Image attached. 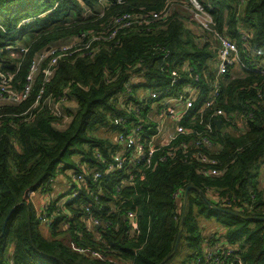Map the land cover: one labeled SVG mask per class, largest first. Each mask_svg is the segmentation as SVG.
Here are the masks:
<instances>
[{
	"label": "trees",
	"instance_id": "obj_1",
	"mask_svg": "<svg viewBox=\"0 0 264 264\" xmlns=\"http://www.w3.org/2000/svg\"><path fill=\"white\" fill-rule=\"evenodd\" d=\"M119 1L0 0V73L14 76L13 91H24L32 63L57 42L74 37L79 50L58 63L47 84L46 63L26 101L12 103L4 95L0 103V235L12 213L0 241V256L4 253L0 264H195L204 259L206 249L223 244L218 237L204 236L202 221H214L224 229L223 245L235 251L228 264H264V188L259 181L264 167V76L260 74L244 72L243 78H236L232 69L219 78V97L199 120L184 123L195 135L182 136L171 146L176 151L171 161L154 166L166 153L163 149L150 167L132 169L136 172L132 183L126 181L130 170L94 181V174L105 170L119 148L93 132L99 128L120 132L113 121L125 116L119 96L128 83L134 82V95L153 90L167 97L195 86L201 96L190 111L193 115L210 101L218 76L216 38L213 44L204 42L207 34L194 33L178 13L154 19L181 0ZM198 1L212 15L215 31L238 48L245 65H264V0ZM126 15L132 26L119 30L116 21ZM43 89L42 103L33 109ZM50 95L56 100L67 96L62 108L68 122L43 107ZM219 110L243 119L245 131L220 129L216 122L224 120L214 117ZM146 114L147 110L144 120ZM29 117L33 120L25 121ZM130 118L129 124L135 121ZM153 131L146 132L148 139ZM204 138L214 148L191 146V141ZM183 142L189 145L185 155ZM213 170L221 175H211ZM84 171L86 187L62 205L51 203L47 216L52 224L42 223L32 195L49 192L50 180L60 174L70 182L74 173ZM190 187L193 190L186 195ZM178 192L184 194L180 206ZM86 206L100 227L87 225ZM42 225L51 231V238L41 234ZM181 248L187 254L183 260L177 258Z\"/></svg>",
	"mask_w": 264,
	"mask_h": 264
},
{
	"label": "built area",
	"instance_id": "obj_2",
	"mask_svg": "<svg viewBox=\"0 0 264 264\" xmlns=\"http://www.w3.org/2000/svg\"><path fill=\"white\" fill-rule=\"evenodd\" d=\"M123 0H120L119 3H122ZM182 3L193 10V13L196 17L197 24L201 28V30L207 34L203 39L204 42L213 44L212 38L217 39L219 43V53H218V76L216 81L214 82V91L211 94L210 101L206 102L200 109L196 111L195 114L190 115V111L193 110L196 105L199 103L201 91L197 89L195 86L185 87L183 93L179 94L175 97H167L165 93H159L158 91H141V95L133 94V84L128 83L124 92L119 96V105L122 110L125 111V116L115 118L113 124L115 126L120 127V132L118 134L117 144L119 150L116 155L113 156L111 162H107L104 171H97L94 174V181L99 180L103 176H108L117 172L129 171V177L126 180L128 183H132L136 179V175L132 169H137L141 166L150 167L152 164V160L158 153H162L163 149H167L166 153L163 154L157 159L154 163L156 166L158 163H166L171 161L176 157V151H174L171 146L176 143L180 137H194L195 131L193 129L187 128L185 124L189 122H195L199 120V116L202 117L203 113L206 109L210 108L214 101L219 97L220 94V81L219 78L226 75L230 70L239 68L244 72L257 73L264 76V65L255 64L250 67L245 65L241 57L239 55L238 48L228 39L221 37L215 31V23L212 18V15L207 11V9L198 1V0H181ZM173 5V4H172ZM154 16L155 20L162 19L166 17L167 12ZM194 17V18H195ZM131 16L126 15L122 19L116 21V24L119 25V30L129 28L132 26L130 22ZM117 32L113 33L111 38L116 35ZM101 36H95L94 40L101 41ZM76 43L72 46H64V47H56L53 46L50 48V51H45L40 54L35 61L32 63L30 68V72L27 78L28 85L24 89L22 93H17L13 91L11 88V83L14 79V76L11 74H3L0 73V103L4 101V95H8L7 100L12 103L19 104L21 102L26 101L31 93L33 83L41 71L42 67L47 63V66L44 68V83L47 84L52 77L55 75L56 67L58 63L68 56H72L77 53L79 50H76ZM175 78L179 77L178 71L172 72ZM196 82H199V77L196 76ZM67 93V91H66ZM140 93V92H139ZM44 95V89L41 91L38 100L32 107L33 109H37L42 103V96ZM138 96L137 100L134 99ZM68 103L67 96L62 100H56L53 95H50L46 98L45 102H43V107L47 105L53 112V114L58 118H64L66 122H68L69 118L65 114L64 109L62 108L64 105ZM147 110L146 120H144V111ZM25 116V115H24ZM133 117L135 120L129 124V119ZM214 117H219L224 120L222 122V129L224 131H235L236 127L243 132L245 131L244 120L239 119L234 114H227L222 110L216 112ZM33 117H29L25 119V121H31ZM202 120V119H201ZM173 126L172 130L169 131L166 142H160L156 144L154 142L155 138L160 136L164 131H166L167 126ZM146 126L150 128L147 131H155L154 135L148 139L146 137V130L144 129ZM206 130L211 132V127H206ZM192 140V139H191ZM204 146L202 148L212 149L214 148V144L210 141L209 138H204L201 142H197L195 139L191 141V146L196 149H200V146ZM189 145L185 142L180 144L181 149L185 150L183 154H186V148ZM99 159L101 155H98ZM201 160L203 162H208V159L203 157ZM85 170V169H84ZM138 172V170H137ZM213 176H220L221 172L218 170H213L210 172ZM207 174V172H205ZM88 174L79 173L72 175V179L70 181L71 192L66 194L61 205L66 201H69L70 198L75 199L79 195V190L81 188L86 187V178ZM55 179L50 180V183H54ZM213 199L217 202L219 201V197L212 192H209ZM181 194L178 192L176 194V198L178 200V206L181 204ZM59 206V205H58ZM50 203H46L42 210V213L39 215L40 221L42 223H46L47 225L52 224V220L48 219L47 212L49 211ZM93 210L90 206H86L85 213V221L92 223L95 227H100L101 222L92 216ZM131 221L134 219L133 214H129ZM66 226H68L66 224ZM235 253L234 249L226 248L223 244L216 242L212 247L205 250L203 253L204 259H199L195 264H228L230 257Z\"/></svg>",
	"mask_w": 264,
	"mask_h": 264
},
{
	"label": "rangeland",
	"instance_id": "obj_3",
	"mask_svg": "<svg viewBox=\"0 0 264 264\" xmlns=\"http://www.w3.org/2000/svg\"><path fill=\"white\" fill-rule=\"evenodd\" d=\"M166 12L169 15H171L173 13L180 14L183 18L186 19L188 26L191 27L190 29L193 30L194 33L200 34V36H201V33L203 31L201 30V28L197 24L196 17H195V15L193 13V10L190 9L189 7H186V5L184 3H182L180 1V2L174 3L173 5H168V7L166 9ZM194 23L196 24V26H194ZM75 42H76L75 38L72 37V38L63 39V40L57 42V45H55V46L58 47V48L64 47V46H72L73 44H75ZM201 44H202V42H201ZM218 50H219V47H217V53H219ZM217 57H218V54H217ZM237 69L238 68H235V71H233V73L235 74L234 77L237 78V76H238V78H243L244 75L241 76V73L238 75ZM141 93L142 92H140L138 94V96H140ZM74 105L75 104H69V106L72 109H75ZM170 130H172V132H173V126L172 125L167 126L166 131H164V133H162L160 136H158L157 138H155L154 142L156 144H159L160 142H166L167 141V136H168V133H169ZM118 134H119L118 131H115V130L110 129V128H99V129H96L95 132H93V135L95 137H98V138L103 139V140H108L112 144V146L114 148H117L118 147V144H117ZM82 169H85V167H82ZM262 169H264V167H262ZM262 169H260L261 175L259 176V181L261 179H263V176H264V171ZM65 177H66L65 175L60 174L58 176V178H56V181L53 183V186L55 184L60 185L61 182L66 179ZM70 192H71V190H70ZM70 192H67V193L69 194ZM35 197H41V201L38 202L39 205H37L35 203ZM45 199H46V196H45V194L43 193L42 190L38 191L37 194L33 196L32 201H33V204L36 206L37 213H41L40 209L42 210V207L41 206L44 204ZM182 249L183 248L180 249V252H179V254L177 256V258H179L181 260H183L187 256L186 253H183V250ZM3 255H4V253H2L1 256H0V262H1L2 258H3ZM5 256H6V253H5Z\"/></svg>",
	"mask_w": 264,
	"mask_h": 264
},
{
	"label": "crops",
	"instance_id": "obj_4",
	"mask_svg": "<svg viewBox=\"0 0 264 264\" xmlns=\"http://www.w3.org/2000/svg\"><path fill=\"white\" fill-rule=\"evenodd\" d=\"M237 73H238V75L241 73V76L245 75L244 71L239 69V68L237 69ZM262 170L264 171V169H262ZM70 174L71 173H68V175H70ZM65 178L66 179L63 180L60 185H58V184H55L54 186L52 185L53 187L50 189L49 192H44L42 190L43 193L46 196L45 202L41 206L42 210H43L44 205L46 203H50V204L51 203H53V204L56 203V204L60 205L63 202L64 197L66 196L67 192H70V182L68 180L69 178H68V176H66ZM260 186L262 188H264V176H263V179L260 180ZM36 194H37V192L32 195L31 201H32L33 196L36 195ZM40 201H41V197H35V203L37 205H39L38 202H40ZM32 204H33V201H32ZM33 206L36 209V206L34 204H33ZM42 210L40 209L41 213H42ZM41 213H38V214L40 215ZM86 223H87V225L89 227H93L92 223H90V222H86ZM201 225H202V227L204 229V232H203L204 236H207V237H218L220 239V241L224 245L227 244L226 241H225V238H224L225 232H224V229L221 226L216 224L214 221H202ZM40 231H41V234L44 235L46 238H51V231H49L47 229L46 225H42L40 227ZM172 264H176V263H172Z\"/></svg>",
	"mask_w": 264,
	"mask_h": 264
},
{
	"label": "water",
	"instance_id": "obj_5",
	"mask_svg": "<svg viewBox=\"0 0 264 264\" xmlns=\"http://www.w3.org/2000/svg\"><path fill=\"white\" fill-rule=\"evenodd\" d=\"M50 51V48L47 49V52ZM217 126L221 129L222 128V122L220 120H218L216 122ZM193 190V187H190L187 191V194ZM13 212V211H12ZM12 215V213L10 214V216ZM10 216L8 217V219L5 221L4 225H3V228H2V233L0 235V241L3 239L5 233H6V230H7V224H8V221L10 219ZM180 242H181V236L179 237V240H178V243H177V246H176V252L178 251V248H179V245H180Z\"/></svg>",
	"mask_w": 264,
	"mask_h": 264
},
{
	"label": "flooded vegetation",
	"instance_id": "obj_6",
	"mask_svg": "<svg viewBox=\"0 0 264 264\" xmlns=\"http://www.w3.org/2000/svg\"><path fill=\"white\" fill-rule=\"evenodd\" d=\"M186 195H187V193H186Z\"/></svg>",
	"mask_w": 264,
	"mask_h": 264
}]
</instances>
